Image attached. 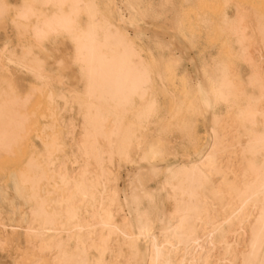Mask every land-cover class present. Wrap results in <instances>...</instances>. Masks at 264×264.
I'll list each match as a JSON object with an SVG mask.
<instances>
[{"label":"bare ground","instance_id":"1","mask_svg":"<svg viewBox=\"0 0 264 264\" xmlns=\"http://www.w3.org/2000/svg\"><path fill=\"white\" fill-rule=\"evenodd\" d=\"M222 1L227 55L204 62L203 79L188 98H172L154 136L163 74L115 0H0V162L17 155L0 178L9 251L0 264H264V10ZM198 21L212 26L208 16ZM9 26L23 38L15 47H6ZM171 61L174 70L180 57ZM21 71L33 82L21 84ZM218 102L237 122L231 146L208 127L205 149L161 181L166 208L138 182L132 220L121 216L115 163L163 157L174 129L194 143L192 117ZM59 122L68 130L56 131Z\"/></svg>","mask_w":264,"mask_h":264},{"label":"rangeland","instance_id":"2","mask_svg":"<svg viewBox=\"0 0 264 264\" xmlns=\"http://www.w3.org/2000/svg\"><path fill=\"white\" fill-rule=\"evenodd\" d=\"M7 1L13 3L16 0ZM230 1L239 9L248 7L257 9L260 7V11L261 9L264 10V0ZM129 4L135 8L134 14L130 12ZM115 5L120 14L124 16V24L128 33L141 47L142 56L147 61L154 62L157 67L155 71L163 74L159 86L166 90L157 93V115L151 118L148 125V134L157 136L158 132L155 129L159 126V121L167 119L170 115L168 111L172 98H188L190 95L187 92L188 86H194L193 84L197 79H203L204 62L209 58L227 55L226 46L223 43L225 39L217 28L222 14L221 10L224 11L225 7L222 0H172V5L163 7L158 4V0H115ZM148 9H154V14L148 12ZM200 16L210 17L212 26H203L198 21ZM250 20L251 17L248 15L245 19L246 25ZM137 29L140 30L139 37L135 36ZM7 30L11 43L6 44V47H15L23 40L22 37L13 33L10 26ZM1 43L3 41L0 40V46L3 48ZM172 56H179L180 64L174 70H169L167 67L172 64ZM4 57L5 55L2 54L0 62L6 61ZM18 73L22 75L21 80H19L21 84L33 82L24 75L25 72ZM35 99V93L31 94L30 106L33 105ZM261 102L260 104L264 107V99ZM52 109L56 118L62 119L59 113L60 108L54 106ZM62 125L63 123L59 122L54 129L56 131L59 129L68 130L65 127L62 128ZM191 125L195 137L194 143H190L180 132L174 129L166 134L167 143L165 142L164 145L166 153L163 157L140 160L137 155H133L129 162L120 165L115 163L114 169L117 171L115 185L118 189L119 201L122 203V210L119 212L121 216L132 220V213L128 209L127 201L132 187L138 182H140L142 190L144 188L154 194L157 209H161L163 206L166 208L162 202L166 197V191L161 189L160 183L168 170L186 163L188 160L196 159L195 148L196 150H203L210 141L208 127H217V131L222 136V141L227 146H231L237 122L231 112L227 111L225 104L218 102L208 105V108L194 115ZM227 153L229 154L231 151L229 150ZM15 157L17 155L0 162V178L5 179L6 175L12 171L11 169L16 164ZM223 157L226 162L229 160L228 156ZM153 170L156 174L149 175ZM139 174L142 176L140 181L137 178ZM140 242L143 244V239ZM0 254H9L8 246L3 242H0Z\"/></svg>","mask_w":264,"mask_h":264}]
</instances>
